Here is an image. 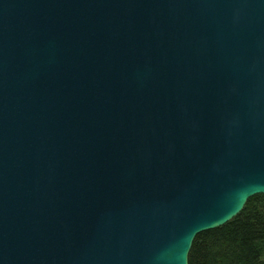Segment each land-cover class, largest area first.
Returning a JSON list of instances; mask_svg holds the SVG:
<instances>
[{
  "label": "water",
  "instance_id": "obj_1",
  "mask_svg": "<svg viewBox=\"0 0 264 264\" xmlns=\"http://www.w3.org/2000/svg\"><path fill=\"white\" fill-rule=\"evenodd\" d=\"M264 195V0H0V264H189Z\"/></svg>",
  "mask_w": 264,
  "mask_h": 264
},
{
  "label": "trees",
  "instance_id": "obj_2",
  "mask_svg": "<svg viewBox=\"0 0 264 264\" xmlns=\"http://www.w3.org/2000/svg\"><path fill=\"white\" fill-rule=\"evenodd\" d=\"M189 264H264V195L226 225L198 235Z\"/></svg>",
  "mask_w": 264,
  "mask_h": 264
}]
</instances>
